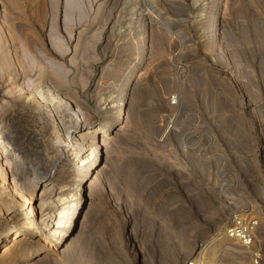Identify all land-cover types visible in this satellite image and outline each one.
Returning <instances> with one entry per match:
<instances>
[{
    "label": "rangeland",
    "instance_id": "374dc122",
    "mask_svg": "<svg viewBox=\"0 0 264 264\" xmlns=\"http://www.w3.org/2000/svg\"><path fill=\"white\" fill-rule=\"evenodd\" d=\"M0 2V64L7 69L0 72V122L14 143L28 146L31 127L51 134L48 118H5L20 98L4 93L3 75L17 86L23 71L35 70L31 60L54 58L68 82L75 77L69 95L90 107L92 124L119 115V107L107 114L100 108L110 93L119 99L125 89L127 105L124 123L112 124V142L86 178L71 236L42 245L39 234L19 231L16 219L8 227L24 241L13 247L15 234L0 237V264H197L209 243L204 264H264V0H157L161 20L177 33L154 22L145 50L127 20V0H115L109 14L97 8L105 0L75 7L68 0ZM80 30L86 42L70 64ZM5 57L10 66L2 68ZM35 161L24 160L30 178ZM9 172L24 187L12 167L7 200ZM58 172V183L79 175L69 165ZM234 213L256 221L248 249L224 238Z\"/></svg>",
    "mask_w": 264,
    "mask_h": 264
},
{
    "label": "bare ground",
    "instance_id": "6f19581e",
    "mask_svg": "<svg viewBox=\"0 0 264 264\" xmlns=\"http://www.w3.org/2000/svg\"><path fill=\"white\" fill-rule=\"evenodd\" d=\"M68 1H70L69 4L71 6H78V0ZM105 1L106 2H104L103 4L100 3L97 8L100 10V13L101 11L105 10V12L109 14L110 10L113 9L115 6V0ZM127 1H130V4L133 2L131 8L129 9L130 17L127 20L130 21L131 27L139 29V33L143 38L141 46L143 47V50H145L144 47L146 35H153V33L150 32L152 30L151 28L154 22L157 24H162L164 27L166 26V28L164 29L167 33L171 32V35L172 33L176 32H174V27L172 26V24L170 25L169 23H167L168 21L165 22L161 20V13L158 12V9L154 7V4L157 2V0H142L140 2H137L139 0ZM204 5L205 4H203V6ZM107 6H109V8H107ZM68 9L69 11H71L70 7ZM110 15H108L109 17H106V22H109ZM131 27L129 26V28ZM83 33L84 30H80V32H78L77 34L76 44L74 45L73 53L68 59V62L70 64H74L76 62V53L78 51L79 45L81 43H83L84 45V43L86 42V39H83ZM53 38L55 37L53 36ZM56 38L57 39H53V41H59L63 43L61 39H59L58 37ZM60 45L63 44L59 43V46ZM62 47H65V45H63ZM67 50L68 48H65L64 52ZM53 59L54 58L51 57L45 58L43 60L41 59L42 61L38 59L39 62H37L36 60H31L30 65H28V67L36 66L35 70L37 68L38 69L36 71L34 70V68L30 71H23L19 78L20 83L17 86H14V83L11 82V80L9 79V74L4 73L3 75L6 82H8L4 93L6 95L18 93V97L20 98V105H13L9 107L7 112H5V118H48L51 121L50 123L52 126L50 131L51 134H49V137L47 138L46 136L42 135L41 132H39L38 130L36 131V129H34L35 127H31L28 131L27 136L25 134L26 139L24 138L25 141L30 142L29 145L27 144L29 146L28 147L24 145L25 143L19 145H17V142V144L14 143L13 138H11V136L6 135L5 126L0 122V206H2L1 208L3 211V218L0 217V237L6 238L9 232H12L13 235L15 234V237L13 239L14 242L11 243V246L13 247L16 244L18 245L19 243L24 241V237L22 234H20L19 231L23 232L27 230L29 232L39 234L36 241L37 243H41L42 245L48 244L52 240L55 241L56 244L61 245L71 236V233L73 231L72 227L74 226L76 218L80 213L81 205L86 199V197L83 196L86 178L88 175H91L92 172L96 170V161L102 156V153L105 152H102L101 148L104 147L106 149L110 146V143L112 142V138L110 139L107 136V132L112 128V124H116V121L121 120V122L124 123L123 119H125L124 109L126 103L123 102L125 101V89H121L122 93L120 92L121 90L118 91L122 94L119 99H115V96L110 95V93L106 97V99H103V102L101 101L103 104L102 107L98 106L104 111L106 110V114L107 112L115 111L119 107V115H115L114 121L104 122L100 125L90 123L88 116L86 115L85 109L87 107V104L84 106V103L82 104L76 99V97H72L71 95H69L70 90L68 89H70V87H68V85L69 83H72L74 80H76L75 77L68 82L66 80V75L62 74V66L53 63ZM3 64L4 66L2 68L10 66V63L8 62L7 58L5 59V62ZM1 70L5 71L7 69H1L0 64V72H2ZM109 90L112 91V89ZM28 91L29 93H27ZM100 95L102 94L100 93ZM4 101L3 103H1V105L4 104ZM96 112L97 111H95V113ZM121 126L119 125V129L121 128ZM100 130L102 133L98 134ZM115 136L118 137V135L116 134ZM48 147L51 150H49ZM32 157L34 158V161L36 160L33 163L34 165H32V163L27 162L28 164L35 167H32L33 169H31L32 178H30L29 174L25 173L24 171V160L25 158L32 159ZM80 158L82 159L79 164L77 163V165H74V162L76 160L79 161ZM65 165H69L70 168L79 173V175H77L78 177L75 179H70L69 182L58 183L57 180H54V177L57 173H59L58 167ZM12 167L16 169L15 174L20 176V179L23 178L21 179V183L24 184V187L19 185L18 180L13 174H10V172L7 173L11 175V186L9 187L12 189H9V195L11 196V199L7 200L6 198H4V191L8 188V186L5 185L7 183L6 172L10 171ZM70 171L72 170L70 169ZM64 172L66 173V171ZM98 172L99 171L97 170L96 174H98ZM61 174L62 173L60 172V174L58 175ZM89 188L93 189L91 187ZM6 193L8 194V192ZM35 193L36 196L38 194V197L36 198ZM26 208L28 209L26 210ZM82 215H84V218L81 219L83 221L86 220L87 213L84 212V214L82 213ZM16 219L20 220L19 231H13L8 227V225L10 223H13ZM79 227L81 228V226ZM224 238H226L225 232ZM209 245L210 243L206 245H201L203 250H200V258L198 261L196 260L197 264H204L203 252L206 248H208ZM225 250L233 251V249H230L229 247H226ZM60 251L62 252L63 248H61ZM211 252L213 253V255L216 254V251L214 249H211Z\"/></svg>",
    "mask_w": 264,
    "mask_h": 264
},
{
    "label": "built area",
    "instance_id": "2783aa9c",
    "mask_svg": "<svg viewBox=\"0 0 264 264\" xmlns=\"http://www.w3.org/2000/svg\"><path fill=\"white\" fill-rule=\"evenodd\" d=\"M255 227L256 221L254 218L240 213H234L231 222L225 226L224 232L228 240L238 244L242 248L248 249L253 244ZM194 263L193 260H190L186 264Z\"/></svg>",
    "mask_w": 264,
    "mask_h": 264
}]
</instances>
